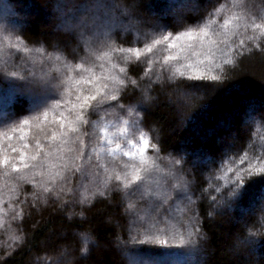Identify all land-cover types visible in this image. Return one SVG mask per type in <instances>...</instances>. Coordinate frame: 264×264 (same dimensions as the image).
Wrapping results in <instances>:
<instances>
[{
    "label": "snow or ice",
    "instance_id": "6c2138e0",
    "mask_svg": "<svg viewBox=\"0 0 264 264\" xmlns=\"http://www.w3.org/2000/svg\"><path fill=\"white\" fill-rule=\"evenodd\" d=\"M139 9H149L148 14H140ZM9 14L0 0V20ZM50 15L56 20L57 38L42 43L51 53L43 47L30 48L17 30L0 25V85L31 100L29 115L0 112V180L4 186L11 185L10 191L17 196L22 184H31L59 202L58 206L68 203L65 197L90 205L97 196L122 193L126 213L135 212L141 221L167 223L173 210L170 201H193L184 175L186 157L162 158L158 144L151 141V129H144L143 114L159 99L152 92L175 85L172 92L183 106L190 107L196 91L223 82L254 49L264 51V8L258 10L254 0H165L164 4L52 0ZM169 15L181 30H168L164 18ZM128 33H135L130 42L134 46L120 42ZM13 50L40 53L41 72L21 64ZM134 62L147 65L139 79L129 74ZM45 66H51L54 73L44 71ZM180 78L185 79L177 83ZM137 90L141 98L134 101L129 93ZM168 102L172 103L171 94ZM243 123L251 142L252 124L264 126V112L257 115L250 109ZM150 150L156 155H149ZM213 171L229 187L225 192L215 186L219 197L211 199L218 207H231L252 185L264 188V150L249 148L234 155L224 151L220 167ZM24 195L19 204L26 203L28 195L33 203L39 199L36 192ZM22 216L20 209L11 218ZM163 231L150 226L123 241L121 251L127 264H191L192 255L207 239L198 218L192 216L182 229L162 236ZM81 235L80 258L84 259L92 238ZM129 243L161 245L167 250L145 260L128 249ZM254 243L252 235L237 237V246ZM59 251L55 259L46 256V264H62L67 249Z\"/></svg>",
    "mask_w": 264,
    "mask_h": 264
},
{
    "label": "trees",
    "instance_id": "16d2710c",
    "mask_svg": "<svg viewBox=\"0 0 264 264\" xmlns=\"http://www.w3.org/2000/svg\"><path fill=\"white\" fill-rule=\"evenodd\" d=\"M127 2L132 4L133 0ZM226 2L231 3L232 0ZM145 3L164 4L165 0H145ZM254 3L258 10L264 8L261 0H254ZM51 5L52 0H4V7L11 15L0 20V25L17 30L16 34L21 35L30 48L43 47L47 53H51L52 49L42 43H51L57 38L56 20L50 15ZM148 11L139 9L142 15H147ZM187 15L192 17L195 13ZM164 19L170 25L169 31L181 30L172 16ZM188 22L191 23V19ZM134 38L135 33H128L120 42L125 47L134 46L130 43ZM12 55L38 74L41 72L40 53L13 50ZM0 56H3V52H0ZM146 67V64L134 62L129 74L139 79ZM44 71L54 73L55 70L45 66ZM184 79L180 78L177 83ZM153 87L159 88L158 85ZM172 87L175 85H166L163 91L152 92L159 99L147 106L148 110L143 116L144 129H151V141L158 144L162 158L170 154H183L186 157L184 175L190 182L193 202L170 201V204H179L180 217L173 221L174 225L169 224V217L167 223H151L146 219L139 220L135 212L126 213L122 193L97 196L90 205L75 204L65 197L68 203L58 206L59 202H55L50 195L46 197L31 184H22L17 196L10 191L11 185L4 186V181L0 180V264H45V257L58 256L61 248L70 251L73 261L68 264H127L121 251L123 241H129L131 235L150 226L163 229L162 236L182 229L189 216L198 218L199 227L207 236L205 241H201L199 252L192 255L191 264H264V211L260 209L264 203L261 199L264 188L258 184L252 185L233 201L231 207H218L211 199V196L219 197L214 191L215 186H222L221 190L225 192L229 187L220 178L221 174L213 171L220 167L222 152L228 151L229 155H234L249 148L255 152L264 150V126L252 124L249 142L243 123V117L250 109L257 115L264 112V51L254 49L251 54L241 58L223 82L213 88L196 91V99L190 107L183 106V102L172 92ZM169 94L172 103L168 102ZM129 96L134 101L141 98L138 90L130 91ZM30 107V98L13 95L0 85V112L26 116ZM149 155L156 153L150 150ZM196 159L198 163H194ZM210 159H215L216 163L208 164ZM228 175L231 176V173ZM92 187L88 185V191H92ZM82 191L78 190L77 197ZM32 192L39 197L35 203L33 197L28 195L26 203L19 204V201L25 200V193ZM20 209H23L22 218L13 220L11 217ZM82 210L83 216L80 215ZM81 234L89 235L95 242L89 244L90 251L84 259L80 258V248L83 246ZM248 235H252L255 243L237 246V237ZM127 247L145 260L158 258L167 250L155 244L129 243Z\"/></svg>",
    "mask_w": 264,
    "mask_h": 264
},
{
    "label": "rangeland",
    "instance_id": "374dc122",
    "mask_svg": "<svg viewBox=\"0 0 264 264\" xmlns=\"http://www.w3.org/2000/svg\"><path fill=\"white\" fill-rule=\"evenodd\" d=\"M10 13V12H9ZM9 15H11V13L9 14ZM196 161V163H198L199 161H197V159L195 160ZM186 201V203H188L187 202V200H185ZM260 209L261 210H263L264 211V203L262 204V205H260ZM180 217V212H179V204L178 203H175L174 205H173V210H172V212H171V214L169 215V224L170 225H174L173 224V221H177V219ZM175 223V222H174ZM81 241H82V245H83V236L81 237ZM94 241L93 240H91L90 242H89V244H94L93 243ZM60 254V253H59ZM58 254V255H59ZM51 257H53L54 259H55V257L54 256H51ZM156 258V257H155ZM152 259H154V258H152ZM45 261H46V257H45ZM73 261V259L70 257V251L69 250H67V255L64 257V260H63V262H66L67 264L68 263H71ZM62 262V263H63ZM45 264H46V262H45Z\"/></svg>",
    "mask_w": 264,
    "mask_h": 264
}]
</instances>
